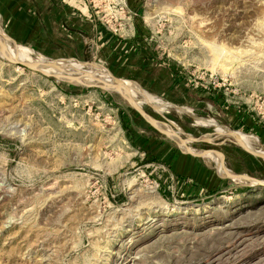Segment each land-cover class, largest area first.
Segmentation results:
<instances>
[{"label":"rangeland","instance_id":"obj_1","mask_svg":"<svg viewBox=\"0 0 264 264\" xmlns=\"http://www.w3.org/2000/svg\"><path fill=\"white\" fill-rule=\"evenodd\" d=\"M81 1L112 35L96 58L12 46L37 64L94 61L92 72L163 100L158 112L140 105L176 135L111 89L45 76L0 49V264H264V160L208 125L264 150V0ZM180 138L210 153L196 158Z\"/></svg>","mask_w":264,"mask_h":264},{"label":"crops","instance_id":"obj_2","mask_svg":"<svg viewBox=\"0 0 264 264\" xmlns=\"http://www.w3.org/2000/svg\"><path fill=\"white\" fill-rule=\"evenodd\" d=\"M71 1L73 0H0V16L16 42L40 53L64 51L75 56L93 54L96 58L106 48V39L112 35L105 31L86 3L74 0L75 3L72 4ZM145 56L146 60H150V56ZM183 162L184 157L177 164L178 169ZM171 168V176L177 175L178 178L183 175L177 169L174 170V167Z\"/></svg>","mask_w":264,"mask_h":264},{"label":"water","instance_id":"obj_3","mask_svg":"<svg viewBox=\"0 0 264 264\" xmlns=\"http://www.w3.org/2000/svg\"><path fill=\"white\" fill-rule=\"evenodd\" d=\"M0 30L4 33V36H5V39L8 41V43H10L11 45H16L17 42L16 40L2 27L1 23H0ZM2 46V43L0 42V48ZM7 59L15 64H18V65H21L29 70H33V71H36V72H39L45 76H51V77H55V78H58V79H63V78H66V80H74V81H77L78 83L84 85V86H95V87H100V88H105V89H111L113 90L114 92H116L123 100H125L132 108H134L152 127H154L157 131L159 132H162L166 135H168L167 131L166 130H163L161 128H158L156 126V123H157V120L152 117L150 114H148L143 108L142 106L139 104V101L132 97V96H129L128 94H126V91H130L132 88H130L125 82H124V79H121L119 77H117L116 75H113L111 72H109L111 78H112V81H99L97 78H96V73L92 72L90 69V67H92L93 65H95V62L94 61H90V62H80L81 64H83V66H87L88 68L87 69H84L85 71L82 72V74H84L85 76L89 77L90 79L96 81V83H86V82H83L81 81L77 75H66L65 77H62V75L60 74H57V73H51V72H45L43 70H41L40 68H38V65L36 63H33V62H26V61H21L19 59H11L9 57H7ZM65 80V79H64ZM133 92H135L136 94H139L140 99L142 102H144L145 104H147L148 106H150L154 111L158 112V105L156 104H152V103H149L148 101H145V98L143 99V97L140 95L138 89H132ZM168 105L170 103H167ZM187 113V112H186ZM188 114V113H187ZM167 122L171 123L172 122L165 118ZM167 124V123H166ZM179 131H181L179 128H177ZM225 129V128H224ZM215 136L217 135H220L218 132H216L214 130V133H213ZM223 135H226L230 138H232L233 142L239 146L244 152L252 155V156H255V157H258V158H261L264 160V150H252V149H249L247 147H244L241 142L239 141L238 137L236 136L235 134V131L233 130H229V129H225L224 133H222ZM192 140L194 141H199V139L195 138V137H190ZM180 141L181 143L185 146L187 152L194 156V157H197V158H203L205 157L208 153H210V150H205L203 153H195V152H192L188 146L185 145V142L184 140H182L180 138ZM205 141L209 142L210 141V138H207L205 139ZM218 152V151H217ZM219 153V152H218ZM219 158L220 160L222 159V156L221 154L219 153ZM228 178L230 179H234L237 177V176H229L227 174H225ZM250 180H253V182H249V183H252V184H259L260 182L257 181V180H254V179H250Z\"/></svg>","mask_w":264,"mask_h":264},{"label":"bare ground","instance_id":"obj_4","mask_svg":"<svg viewBox=\"0 0 264 264\" xmlns=\"http://www.w3.org/2000/svg\"><path fill=\"white\" fill-rule=\"evenodd\" d=\"M5 39V36H4V33L0 30V42H2V40ZM6 40V39H5ZM7 41V40H6ZM3 50V52L5 53V55L11 59H19L21 61H26V62H33V63H36L39 62V60L37 61H34L32 59L29 58L28 54L27 53H23L22 51H18L16 50L10 43H7V44H4L1 46V48ZM10 51V52H9ZM12 51V52H11ZM22 56V57H20ZM42 61V60H41ZM55 62H58V61H55ZM59 64H55V63H51V64H37L38 65V68H40L41 70L45 71V72H51V73H57V74H60L62 75V77H65L66 75H76L77 73H81L83 72V64L80 63V66H74L72 64H69V65H62L60 62H58ZM95 67L97 68V66L95 65ZM99 69V73H96V78L99 80V81H112V78L109 74H106L105 72H102L100 73V68ZM91 70V69H90ZM92 71V70H91ZM64 73H69V74H64ZM95 73V72H94ZM81 81L83 82H86V83H90V82H93V83H96V81L90 79L88 77V79H84V78H80L78 77ZM63 79H66V78H63ZM124 82L132 89H138L140 95L143 97V99L145 98V101H148L149 103H152V102H156V105L157 103L158 104H165L163 103L162 101H160L159 98L155 97V96H152L151 94H148L146 93L145 91H143L142 89H139L136 85L128 82V81H125ZM132 89L129 91H126V94H128L129 96H133L131 95L130 92H133ZM135 93V92H134ZM139 95V94H137ZM134 97V96H133ZM142 99V98H141ZM142 103L139 102V104ZM144 103V102H143ZM161 106L158 105V109L160 108ZM211 120V119H210ZM207 121V120H206ZM204 121V122H206ZM208 125H211L213 126V128L216 130V132L218 133H224L225 129L215 123H212L210 121H208ZM156 126L158 128H160L158 126V122L156 123ZM162 129V128H161ZM167 133L172 136V138H174L176 135L172 130L170 129H167ZM236 136L238 137L239 141L241 142V144L244 146V147H247L249 148L252 141L246 136V135H243V134H239V133H235ZM257 139V138H256ZM250 149V148H249ZM208 156V155H207ZM221 170V169H220ZM237 178V177H236ZM249 181L253 182L252 180L249 179ZM147 193L151 196L152 198V204H154V208H156L157 210L158 209H163L165 206H166V202L164 200H162L161 198H159L155 193L154 191L152 190V187L150 189L147 190Z\"/></svg>","mask_w":264,"mask_h":264},{"label":"trees","instance_id":"obj_5","mask_svg":"<svg viewBox=\"0 0 264 264\" xmlns=\"http://www.w3.org/2000/svg\"><path fill=\"white\" fill-rule=\"evenodd\" d=\"M150 56H151L152 58H155L153 53H151ZM167 68H168V70H169V72H170V74H171L172 79H174L175 81H177L178 78H179V79L181 78V77H179V75H178L179 70H180V67H179V66L176 67V66H174V64L171 63L170 65L167 66ZM179 79H178V80H179ZM120 120L122 121V123H123V125H124L126 131L128 132V135H129L130 139L132 140V139H133V133H132L131 129H129L128 126L125 124V121H124V119H123V114H122V112H121V114H120ZM132 141H133V140H132ZM160 193H162V195H163L164 197L167 196V194L164 193L163 190H160Z\"/></svg>","mask_w":264,"mask_h":264}]
</instances>
